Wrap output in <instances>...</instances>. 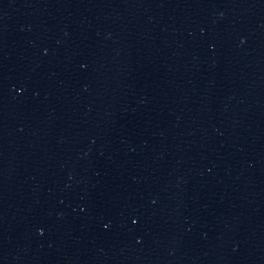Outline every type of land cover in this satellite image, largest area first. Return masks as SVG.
Segmentation results:
<instances>
[{
	"label": "water",
	"instance_id": "water-1",
	"mask_svg": "<svg viewBox=\"0 0 264 264\" xmlns=\"http://www.w3.org/2000/svg\"><path fill=\"white\" fill-rule=\"evenodd\" d=\"M0 264H264V0H0Z\"/></svg>",
	"mask_w": 264,
	"mask_h": 264
}]
</instances>
